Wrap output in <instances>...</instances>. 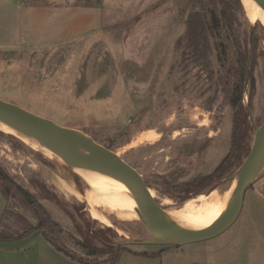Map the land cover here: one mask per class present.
<instances>
[{
	"label": "rangeland",
	"instance_id": "374dc122",
	"mask_svg": "<svg viewBox=\"0 0 264 264\" xmlns=\"http://www.w3.org/2000/svg\"><path fill=\"white\" fill-rule=\"evenodd\" d=\"M6 1L4 10L0 5L1 99L115 150L160 198L172 201L166 208H179L200 193H227L244 154L208 184L180 187L214 173L233 135L234 112L222 82L237 57L220 60L216 43L228 33L215 38L203 15L188 26L200 0ZM215 2L222 10L221 0ZM226 4L235 31L230 48L239 46L247 60L243 104L250 129L240 144L248 154L264 120V25L236 1ZM147 130L158 132V140L129 145ZM14 136L0 135V162L33 195L35 212L13 188L8 207L39 222L70 254L107 264L122 246L142 252L171 247L143 243L153 239L143 218L123 220L98 208L68 162ZM98 210L112 225L92 217ZM177 247L192 257L207 253L212 264H264V174L247 189L232 227Z\"/></svg>",
	"mask_w": 264,
	"mask_h": 264
},
{
	"label": "water",
	"instance_id": "95a60500",
	"mask_svg": "<svg viewBox=\"0 0 264 264\" xmlns=\"http://www.w3.org/2000/svg\"><path fill=\"white\" fill-rule=\"evenodd\" d=\"M256 1L264 7V0ZM0 119L21 135L39 141L71 166L74 165V160L65 152L83 150L88 156V163L92 170H97L93 159L101 160L107 163L103 171H99L103 175L124 183L130 190L139 191L151 197L157 211V218L153 225L147 224L153 239L143 240V243L184 245L210 240L223 234L238 219L247 189L264 174V171L260 172L257 168L264 154L263 120L256 130L252 148L239 169L237 188L234 194L235 200L229 213L209 232L204 234L194 233L183 229L174 219L167 216V208L163 205L162 198L158 194H153L152 189L154 188L144 180L137 169L124 161L115 150L95 141L87 134L62 126L50 118L37 115L18 104L1 98ZM121 165L133 172V178H128L120 172Z\"/></svg>",
	"mask_w": 264,
	"mask_h": 264
},
{
	"label": "bare ground",
	"instance_id": "6f19581e",
	"mask_svg": "<svg viewBox=\"0 0 264 264\" xmlns=\"http://www.w3.org/2000/svg\"><path fill=\"white\" fill-rule=\"evenodd\" d=\"M242 3L247 16L252 21L260 20L264 25V7L256 0H242ZM0 129L14 135L16 134L31 145H38L48 154H55L39 141L16 132L1 119ZM138 134L137 138L132 143H128L129 145L142 144L146 141L153 142L159 138V133L155 130H147L141 132L139 135ZM65 153L74 160V165H72L73 170L75 173L79 174L78 176L89 187L90 196L93 197L94 203H96L95 205L98 208L113 212L123 220L143 218L146 224H154L157 218V211L153 205L151 197L146 196L139 191L130 190L124 183L103 175L99 171H103L107 163L102 162L101 160L93 159L94 166L97 170H92L88 163V156L83 150H72L66 151ZM257 168L260 172L264 171V154L260 159ZM120 172L128 178H133V172L125 169L123 165L120 166ZM236 188L237 179L233 182L225 195L217 193L216 195L212 194L210 196H206V194L200 193V195L184 201L179 208H167V216L174 219L183 229L187 231L199 234L207 233L229 213L235 200L234 194ZM152 192L154 195H157L155 189H152ZM77 196L79 197V194H77ZM86 199L88 201V196H86ZM162 202L163 205L166 206L172 201L166 198L162 199ZM91 214L93 218L96 219L100 216V221L107 223L109 226L112 225L111 223H108L107 217L104 216L101 211L98 210L97 216L92 212Z\"/></svg>",
	"mask_w": 264,
	"mask_h": 264
},
{
	"label": "trees",
	"instance_id": "16d2710c",
	"mask_svg": "<svg viewBox=\"0 0 264 264\" xmlns=\"http://www.w3.org/2000/svg\"><path fill=\"white\" fill-rule=\"evenodd\" d=\"M215 1L216 0H209L207 2L205 0H200V9H196L191 12L187 23L188 26L192 28L193 23H196V19L203 15L206 18L205 25H207L209 32L213 36H215V38H220L222 36L223 30L227 31L228 33V35L223 40H219L216 44L217 49L219 50L220 60H227L226 62H228L229 57L232 54L236 55L237 57L236 62L230 61L231 66L226 68V78L222 82L224 86V92L229 98L230 105L232 106L234 112L232 143L230 151L225 156L222 163H220V165L216 168L214 173H210L203 177H195L189 181L182 183L180 185L182 190L195 189L203 183L208 184L212 181L211 179L213 178V176H215L216 173H222V170L228 169V167L232 165L233 161L237 159L241 162L244 155H248V151H246L245 153L244 151H242L243 145L240 144L242 135H244L246 132L248 133V130L250 129V124L246 118L245 106L243 104V90L246 78V54L245 52L243 53L242 50H240L239 46L234 50L235 52L232 50V48H230L229 41L235 38V36L233 35L235 31L231 25V13H229V6L226 4L227 0H221L222 10L218 9ZM235 1L243 8V3L241 2V0H234V2ZM236 43L237 41L235 42L234 40V44ZM230 51L232 52L230 53ZM6 134L8 136L15 137L12 133H5L4 131L0 130V135ZM5 183H8L9 187ZM11 188L15 190L17 196L19 195L21 197L23 202L29 205V210L35 212L33 208L35 204L33 195L27 189L23 188L20 185H17L16 182L12 179L11 175L5 170L0 162V191L3 193L7 200L9 196V190ZM216 188L217 185H213L211 190H215ZM1 224L2 228L0 231V239L6 240L11 238H18L34 230H39L57 250L64 253L66 256L83 264H95L90 261H84L83 259L70 254L64 247L58 245L55 240H53L49 236V233L39 222L37 224H33L23 214L14 211L10 207H7L5 212L2 214ZM126 249V246L120 247L107 264H112L115 260H117L120 253Z\"/></svg>",
	"mask_w": 264,
	"mask_h": 264
},
{
	"label": "crops",
	"instance_id": "0c3cea01",
	"mask_svg": "<svg viewBox=\"0 0 264 264\" xmlns=\"http://www.w3.org/2000/svg\"><path fill=\"white\" fill-rule=\"evenodd\" d=\"M2 9L9 6L6 0H0ZM17 10L20 6H16ZM9 43V42H8ZM7 45V44H5ZM10 45V44H9ZM8 207V200L0 191V231L2 214ZM193 244V243H190ZM189 244V245H190ZM167 249L156 252H142L127 248L112 264H212L211 256L192 257V251H185L177 246L168 245ZM173 246H176L175 248ZM212 254V253H210ZM0 264H83L71 259L57 250L39 230H34L22 237L0 239Z\"/></svg>",
	"mask_w": 264,
	"mask_h": 264
}]
</instances>
